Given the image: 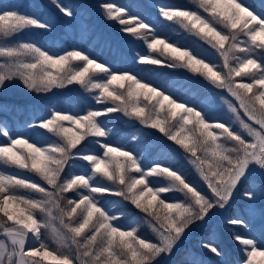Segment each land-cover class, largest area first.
<instances>
[{
  "label": "snow or ice",
  "instance_id": "6c2138e0",
  "mask_svg": "<svg viewBox=\"0 0 264 264\" xmlns=\"http://www.w3.org/2000/svg\"><path fill=\"white\" fill-rule=\"evenodd\" d=\"M52 4L64 17H75L62 0ZM98 7L121 32L143 41L147 52L136 54L138 65L202 78L227 93L220 97L227 112L213 115L206 100L195 103L95 52L20 40L25 30L53 31V18L0 3V87L19 80L31 92L52 93L79 85L95 102L77 110L51 106L15 132L0 122V264H160L192 228L230 207L245 181L248 203L226 224L247 230L231 233L242 246L236 264H264V206L258 204L264 200V0L155 5L158 17L212 52L158 32L142 4L103 0ZM121 113L178 145L199 182L171 159H149V146L109 128ZM75 160L87 162L83 171H69ZM142 222L154 238L140 234ZM201 247L209 257L225 255L214 234Z\"/></svg>",
  "mask_w": 264,
  "mask_h": 264
},
{
  "label": "rangeland",
  "instance_id": "374dc122",
  "mask_svg": "<svg viewBox=\"0 0 264 264\" xmlns=\"http://www.w3.org/2000/svg\"><path fill=\"white\" fill-rule=\"evenodd\" d=\"M157 1L158 5L161 6L177 2L189 3V0ZM62 2L75 13L74 18L64 17L63 14L54 8L52 0H0V3L19 5L21 11L39 12L42 15H50L53 18V31L25 30L20 33L18 37L20 40L46 45L50 49L57 51L71 46L82 49L83 45H86L85 50L88 52L96 50L104 60L113 62L117 67L126 68V66L130 65L138 69L141 75L153 79L165 87L171 86L174 89H179L180 95L195 103L206 100L212 109L213 115H224L227 112L226 105L220 99L221 96L226 97L227 93L219 89H213L202 78L194 76L183 69H170L160 65H138L135 56L138 52L146 53V46L143 41L136 40L129 34L121 32L120 25L117 22L104 18L98 7V4L103 2V0H62ZM110 2L118 5L142 4L144 7L140 9L141 13L146 20L153 24L158 32L180 44L191 45L195 43L210 52L214 51L203 41L185 32L179 25L163 21L162 17H158V8L153 4L154 0H110ZM115 50H119L120 55L114 59L112 52ZM70 97L76 98L70 105L75 110L82 108L86 104L95 103L92 99V94L85 92L79 85L68 86L67 89H55L52 93H36L24 88L19 80L9 82L5 86L0 87V122H6L12 131L15 132L18 129L26 128L27 124L32 123L35 117L44 115L51 106H56L57 108L69 106ZM23 115L25 118L21 120L20 118ZM119 115V120L108 122L109 128H115L119 135L126 137L134 145L138 143L141 147L149 146L151 152L149 159L153 157L171 159L178 167L184 170L190 180L199 182L195 169L188 163L183 150L178 145L169 141L161 133L145 128L138 121H128L126 117H123L122 113ZM13 127H16V129ZM29 131L31 130L29 129ZM33 135L36 134L33 133ZM133 136L138 137V141H132L131 138ZM36 138L40 139V136L36 135ZM116 138L118 137H114V139ZM86 165L87 162L75 160L73 161V167L69 171L77 172L80 169L83 171ZM0 167L3 166L0 165ZM8 171L21 176L32 177V173L26 169L9 168ZM252 178L258 182L259 173H253ZM248 184L249 181H245L239 186L230 207L217 211L206 223L198 224L187 233L177 246L180 248L185 247L182 250V255L186 250L191 260L194 258L200 259L202 256L209 257L206 250L201 247V242L210 234H214L224 251L232 253L236 260L242 255L240 251L242 246L239 242L232 239L231 233L246 234L247 230L239 225L228 226L226 220L233 214L240 215L241 210L248 203L247 198L243 195ZM110 199L116 200L120 198L110 197ZM258 204L264 206V200L258 199ZM3 219L0 216V220ZM120 223H127V220L121 219ZM141 225L146 226L147 224L142 222ZM147 227L149 228L148 225ZM174 252L176 251L174 250ZM171 256H164L161 260L165 258L169 260ZM211 258L221 262V264H236V261L231 260L232 256L228 258L226 254L223 259ZM167 264H178V262L172 261V263L167 262Z\"/></svg>",
  "mask_w": 264,
  "mask_h": 264
},
{
  "label": "trees",
  "instance_id": "16d2710c",
  "mask_svg": "<svg viewBox=\"0 0 264 264\" xmlns=\"http://www.w3.org/2000/svg\"><path fill=\"white\" fill-rule=\"evenodd\" d=\"M123 1H126V0H123ZM142 1H144V0H142ZM153 4L154 5H158V1L157 0H154V3ZM71 47H74V46H71ZM82 49H86V45H83V48ZM93 52H95L97 55H99L96 52V50H93ZM126 68H133V67L130 66V65H128V66H126ZM133 69L138 71V69H135V68H133ZM74 99H76V98L70 97V99H69V106H63L61 108L62 109H68V110H75V108L73 106H70L72 104V101ZM24 118H25V116L23 115V116H21L20 119L23 120ZM13 128L16 129V127H13ZM80 171H82V170L80 169L79 171H77V173L80 172ZM144 226L145 225H141L140 226V234L142 236H145V237H148V238L152 239L153 238L152 232L147 227V225L145 227ZM198 233H201V232H198ZM202 233H204V232H202ZM183 248H185V247H182V248L177 247L175 249L176 252H174V253L171 254L172 255L171 258H169V260H166V258L160 260V264H167V262L172 263V261H176V262H178V264H189V262L192 261V260L188 256L186 250L183 252V255H182ZM225 254L228 256V258H230L232 256L231 260L236 261L234 255L232 253H229V252L225 251ZM195 259H198V258H194L193 260H195ZM200 259H204V260L208 261V264H221V262L215 260L214 258L207 257V256H202Z\"/></svg>",
  "mask_w": 264,
  "mask_h": 264
}]
</instances>
